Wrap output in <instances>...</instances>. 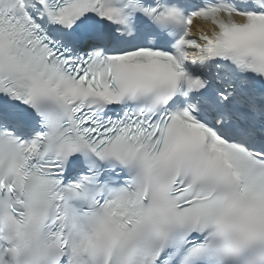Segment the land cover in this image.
Returning <instances> with one entry per match:
<instances>
[{
	"label": "snow or ice",
	"instance_id": "1",
	"mask_svg": "<svg viewBox=\"0 0 264 264\" xmlns=\"http://www.w3.org/2000/svg\"><path fill=\"white\" fill-rule=\"evenodd\" d=\"M0 264H264V0H0Z\"/></svg>",
	"mask_w": 264,
	"mask_h": 264
}]
</instances>
